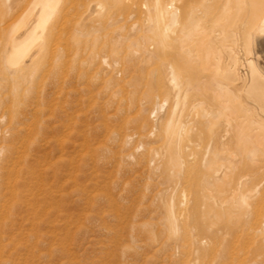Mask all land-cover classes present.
<instances>
[{
  "label": "rangeland",
  "instance_id": "rangeland-1",
  "mask_svg": "<svg viewBox=\"0 0 264 264\" xmlns=\"http://www.w3.org/2000/svg\"><path fill=\"white\" fill-rule=\"evenodd\" d=\"M96 1L77 0L76 8L68 2L67 10L48 31L43 54L33 71L29 67L17 70L1 60L8 29L21 23L27 5L10 11L0 0V119L5 118L0 128L10 133L0 139V147H7L5 155L9 161H5V167H12L13 158L21 154L22 161L27 160L28 166L37 170L41 200L33 226L28 221L33 216L25 212L26 208L12 206L7 199V207L12 208L1 211L5 216L0 214V263L9 260L10 264H192L194 257L199 256V234L204 233L208 237L204 246L210 249V264H264V157L250 162L242 155L234 170L209 182L213 171L203 166L202 156L208 138L218 140L222 126L216 128L217 135L216 131L213 133L215 127L210 128L215 137L206 130L211 126L197 117V124L191 125L189 136L181 143L188 162L182 180L170 172L166 182L164 175L152 172L144 156L135 153L151 125L150 121L147 127L146 121L145 127L140 126L141 109L151 106L146 97L156 94L154 87L148 90L152 87L149 76L159 66L160 62H156L167 55L172 63L181 57L176 64L184 73L188 69L194 75L193 65L196 71L198 66L195 62L188 64L191 62L182 51L180 55V49L179 53L176 49L159 50V59L156 57L157 61L153 59L151 63L145 61L144 54L136 59L130 48L116 45L117 31L111 25L114 17L129 16L145 0H123L116 7L121 13L113 8V0H101L107 4L108 12L97 16L87 28L79 27L81 15L87 14L88 7ZM143 21L144 15L137 14L129 25ZM82 29V36L78 35ZM128 33L123 35L128 37ZM161 53L165 56L161 57ZM168 57L164 60L169 61ZM204 67L198 69L205 70L210 77L212 70ZM200 73L187 76L192 80L206 77L204 71ZM155 76L152 75L153 80L159 77ZM203 89L207 102L215 97L210 96L211 90ZM215 104L212 106L217 107ZM233 129L236 128L230 129L232 138L229 135V143H225L231 152L238 144ZM210 134L212 137L207 136ZM128 136L134 137L130 144L126 142ZM236 150L243 151L239 146ZM128 154L135 158L127 159ZM5 172L6 169L0 185L8 181ZM11 182L14 184V177ZM207 183L221 202L238 200L239 194L246 197L245 202L240 208H218L214 212L200 200L205 192L202 184ZM167 187L171 194L160 196ZM46 191L52 197L50 209L45 203ZM4 193L5 188L2 197ZM165 204L175 206L177 233L171 231ZM183 235L192 240L186 242Z\"/></svg>",
  "mask_w": 264,
  "mask_h": 264
},
{
  "label": "bare ground",
  "instance_id": "bare-ground-1",
  "mask_svg": "<svg viewBox=\"0 0 264 264\" xmlns=\"http://www.w3.org/2000/svg\"><path fill=\"white\" fill-rule=\"evenodd\" d=\"M4 2L7 10H15L24 4L27 5V10L23 13L24 17H21V23L11 30L8 29L9 38L6 41L7 44L1 60L6 61L7 66L17 70L29 67L35 71L34 68L43 54L44 39L52 28V24L67 10L68 2L76 8L77 0H4ZM103 2L101 3V0H97L96 3H92L94 6L91 8L87 6V14L81 15V21L79 19L80 22L78 23L79 27L87 28L94 22V19L99 18L97 16L108 12L107 4L105 5ZM114 2L113 8L117 9L118 13H121L120 11L122 10L116 7L121 6L124 1L113 0V4ZM87 5H90V3H87ZM137 14L144 15L143 23H131L129 25ZM114 19L111 25H114V31H117L118 40L116 45L130 48L136 59L142 56L141 54H144L145 61H157L159 58L156 55L159 50H166L167 52L168 49H180V55H183L181 54L182 51L185 59L191 62L188 64L195 62L199 73L204 71L206 75L205 70L198 69L201 66H207L212 70L210 77H207V75L206 77L201 76L203 80H198L201 78L199 76L200 78L197 77V79L195 77L196 80L194 78L192 80L187 75L190 74L192 77L195 76L196 72L199 74L195 70L196 66L193 65L196 72L193 69H189V72L193 70L194 75L188 73V69L184 73L181 67L176 64L181 58L178 55L179 59L177 58V61L172 56L176 61L174 63H172L173 61L170 62L168 55L164 59L168 57L169 61L164 59L158 60V62L155 61L157 64L160 63L158 64L159 66L157 65L158 67L155 66L157 70H153V72L155 71L154 74L152 72L149 76L150 80L152 79L150 84L152 87H149L148 90L152 91L155 88L156 94L152 95L150 93L146 97V102L151 106L146 105L144 109L142 108L143 116L140 117L142 120L141 127L146 126L144 124L146 121H148L147 127H149L150 121L151 125L147 129L148 132L143 134L139 140L135 151L136 154L141 153L144 156V162L148 164L152 172L164 175L163 179L166 182L169 181L170 176L168 173L170 172L177 174L179 180L182 178L184 168L188 162L184 157L186 155L184 154L185 152H182L181 143L184 137L189 136V132L192 130L191 125L194 124L195 126L197 124V120H195L197 117H201L200 119L205 120L203 122H207L206 125L209 124L211 126H207L208 129L206 128L208 133L211 132L210 128L214 129L215 127L214 132H212L215 133L216 131L217 135V129L222 126V129L220 128L222 133L219 131L221 135H217L218 140L214 138L217 140V143H215L218 147H215L214 139L208 138L212 141L208 140L209 144L206 143V150L204 156H202L204 158L201 157L204 160L202 161L204 162L203 166L213 171V176L209 178V182L234 170L235 164L239 162V159H243L241 158L242 155H244V159L247 158L250 162L255 161L258 157H264V0H145L142 7L136 9L129 16L120 14L117 19L116 17ZM125 32H129L128 37L123 35ZM81 34H83V29L78 33V35ZM132 35H134V38ZM75 37L76 33L74 39H76ZM36 45H39L38 48H36ZM157 51L158 53L156 54ZM166 54H169V52ZM164 56L162 55L161 57ZM182 61L180 60L181 63ZM149 65L151 64L149 63ZM188 67L185 66V68ZM186 73L188 74L186 75ZM207 74L210 73L208 72ZM152 75L159 77L153 80L154 77ZM203 88L212 91L210 96L213 94L215 97H212L215 98L216 102L211 97V100L207 97L210 100L209 102L205 100V96L201 92L204 90ZM208 92L207 94L205 93L207 96ZM201 96L204 100L198 98ZM211 101H213V104L216 103L217 107L212 106V103L209 104ZM4 120L5 118L2 117L0 123H4ZM233 127L236 128L237 131L233 130L237 134L235 135L238 136H234L238 140V142L235 140V145L237 143L239 145L232 146L235 151L231 152L229 148L225 147L229 143L226 138H229L230 129ZM212 132L211 134H213ZM9 134V130L0 128V139L6 138ZM211 134L207 136L212 137ZM231 136L233 135H230V138H232ZM133 139V136H128L126 142L130 144ZM238 146L243 150L242 152L239 150L240 153L236 150ZM226 149L227 151L229 150L228 154H226ZM223 150L225 154H223ZM6 153L7 147L2 144L0 147V177L5 175L3 170L6 169L5 173H7L9 178H7L8 181L5 179V184L2 183L3 186L5 185L4 187L0 185V214L3 209L6 212L7 209L12 208L11 206L7 207L8 204L10 205L8 201V198H10L12 206L25 207V212L33 216L28 218V221H31L34 226V222L41 210V200L38 199L40 188H38L39 184L38 186L36 184L38 178L40 179V175L36 173L37 170L34 171L28 166L27 160L25 162L22 161L21 154L17 158H13L15 160L12 167H8V165L5 167ZM18 154H15V156ZM126 158L133 160L135 156L134 154H128ZM13 177L14 184H12L13 181L11 182ZM29 180H31V183ZM1 182L2 180L0 179ZM241 183H239L240 188L242 186ZM202 186L205 192L202 193L200 200L204 205L212 208L214 212L218 208L225 211L230 208H240L242 203L245 202L246 197L243 194H239L238 200L235 198L233 202L227 200L221 202L217 198L218 196L216 197L212 193L208 183L202 184ZM3 188H5V193L2 197ZM171 192V188L167 187L160 193V196L165 197L170 195ZM45 193V203L48 204L47 208L50 209L51 193L47 191ZM165 205L171 231L172 233H177L178 229L173 211L175 206L173 204ZM4 214L1 215L5 216ZM3 216L1 218L4 219ZM199 237V256L194 257L192 264H210V261H207L210 257V249L204 246L208 237L204 233L199 234ZM183 238L186 242L192 240L189 235H183ZM2 264H10V262L9 260H4Z\"/></svg>",
  "mask_w": 264,
  "mask_h": 264
}]
</instances>
